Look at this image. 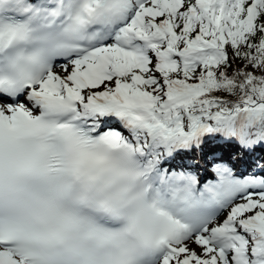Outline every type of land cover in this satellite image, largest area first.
Listing matches in <instances>:
<instances>
[{
  "label": "snow or ice",
  "instance_id": "1",
  "mask_svg": "<svg viewBox=\"0 0 264 264\" xmlns=\"http://www.w3.org/2000/svg\"><path fill=\"white\" fill-rule=\"evenodd\" d=\"M258 147L264 0H0V264H264Z\"/></svg>",
  "mask_w": 264,
  "mask_h": 264
},
{
  "label": "trees",
  "instance_id": "2",
  "mask_svg": "<svg viewBox=\"0 0 264 264\" xmlns=\"http://www.w3.org/2000/svg\"><path fill=\"white\" fill-rule=\"evenodd\" d=\"M253 156V154H252ZM257 160H264V152H259L256 156H254Z\"/></svg>",
  "mask_w": 264,
  "mask_h": 264
}]
</instances>
